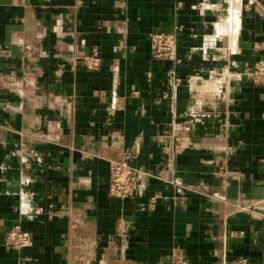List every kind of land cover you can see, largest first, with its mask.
Returning a JSON list of instances; mask_svg holds the SVG:
<instances>
[{
    "label": "crops",
    "instance_id": "1",
    "mask_svg": "<svg viewBox=\"0 0 264 264\" xmlns=\"http://www.w3.org/2000/svg\"><path fill=\"white\" fill-rule=\"evenodd\" d=\"M260 60L264 0H0V264H264Z\"/></svg>",
    "mask_w": 264,
    "mask_h": 264
},
{
    "label": "built area",
    "instance_id": "2",
    "mask_svg": "<svg viewBox=\"0 0 264 264\" xmlns=\"http://www.w3.org/2000/svg\"><path fill=\"white\" fill-rule=\"evenodd\" d=\"M181 5V1H177ZM178 25L173 31L153 32L151 34L152 55L154 58L176 59V36L182 30ZM86 69L97 71L101 63V54L97 47L91 48L88 54L82 57ZM251 80L264 86V60L256 62L249 72ZM142 172L132 168L125 161L114 159L110 162L109 192L117 198H125L135 194ZM32 242L31 234L13 225L5 234V243L14 248L29 246ZM244 263L245 260H240Z\"/></svg>",
    "mask_w": 264,
    "mask_h": 264
}]
</instances>
